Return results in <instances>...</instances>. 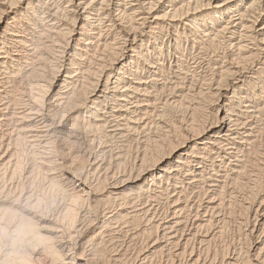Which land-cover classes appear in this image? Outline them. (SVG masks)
<instances>
[{
    "label": "bare ground",
    "instance_id": "6f19581e",
    "mask_svg": "<svg viewBox=\"0 0 264 264\" xmlns=\"http://www.w3.org/2000/svg\"><path fill=\"white\" fill-rule=\"evenodd\" d=\"M62 1L61 8H56L54 3H52L53 6H49L51 0H0V216L3 215L0 217V246L2 237L12 232L13 237L10 239L12 247L16 245V242L32 245L47 244L53 251V256H56L61 264H121L124 258L122 259L119 253L113 257V262H111L112 260L106 262L95 257L96 254L94 255L93 251L87 249L88 252H86V236L93 230L95 217L103 227L104 224L118 220L117 218L124 219L126 217L127 219L128 215L135 214L134 219L138 218L139 220L140 216L138 215H142L146 219L151 230L154 231L155 237L152 238L149 234L151 240H147L145 251L142 255L136 256L137 258L135 257L136 260L132 264H147L152 257L165 253L169 260H164L160 256L162 259L159 258L160 263L156 261L157 263L237 264L235 254L233 256L231 254L221 255L214 250L216 254L214 252L211 255L205 254L208 245L215 236L219 232L222 234V228L214 231L215 226L213 227V225L221 218V210L224 211V207L231 208L228 207L230 204L227 206L228 203L223 201L224 198L220 200L219 197H214L216 194L203 196L200 200L198 199L200 202L192 204L189 197H184V192L185 190L188 192L190 188L192 189L202 182L209 187H214L215 190L224 185L227 187L229 183L239 184L240 182L241 184L247 173L245 171L247 170L245 151L254 148L256 143V140L252 138L253 129L250 127L252 123H249L247 118V122L241 121V118L236 116L237 114L235 115L236 112L231 113L229 108L225 109V107L227 103L233 104L237 100L239 102L244 100V85L249 81L248 84H251L252 80L256 79L255 76L263 70L261 61L263 60L264 63V0ZM23 18L27 19V22L33 18L42 23L46 20V22L44 21L47 24L46 27L36 33L39 35L38 39L41 40L42 37L50 40L46 45H41L42 50L36 44H34L35 46L31 43L28 44L30 41L25 40L24 34H19L21 31L18 33L19 27L27 25L22 21ZM42 23L40 24L42 25ZM113 30L117 33L111 36L110 32ZM162 36H164L163 39L166 36L164 47L167 46V55L176 66L182 65L188 60V55L185 54L189 51L188 47L192 51L199 50V53L204 55H207L205 52L208 51L215 53V56L212 53L213 58H210V62H212L210 65H219L213 69L215 73L212 79L216 86L213 90L217 91L218 103L221 104L217 108L215 120H212L211 123L203 120L200 122L190 120L185 125L183 123L180 126V131L174 134L172 139L166 140L167 142L163 139L164 142L157 146L159 150H155L150 156L147 154L137 155L134 168L131 171L126 170L129 171L128 174L125 171H119L122 166L110 168L112 165L110 167L107 164V167L101 165L98 162L99 159H96V154L89 153L87 160L82 161V156L78 152L67 147L66 140L69 138L71 130L83 121V117H88L90 127L102 124L104 120H101L98 112L100 104L107 101L110 96H114L111 93H117L114 90H118L116 88L120 85L125 83L121 87V89L124 88L120 95L123 99L119 100L116 107L108 108L107 115L109 113L114 118L127 116L126 123L131 124L134 120L131 114L136 115L142 110H146L148 113L147 109L152 105L147 99L150 94L148 92L150 90L149 82L140 72L148 74L154 71V61H150L153 55L149 52L151 48L149 40L150 38L158 40ZM37 43L39 44V42ZM16 44L29 48L30 53H28L32 57L36 56L38 59L35 58L36 61L45 60L51 64L50 66L61 63L58 56L61 58L60 61L63 62V65L57 66V70L51 81L48 80L49 83L45 90H43L44 85L42 89H36L34 85H26L27 87L21 90L22 92L19 89V92L13 91L12 87L7 89L6 85H12L18 79L19 73L22 72L18 69L19 66L10 69L11 61H17L19 64V61L23 59V54H12V47ZM219 50L222 51L218 52ZM203 59L205 58L203 57ZM155 62L157 64V61ZM91 63H94V66H89ZM32 68H27L25 74L31 71L30 76H32L33 71L36 70L35 68L32 70ZM128 69L131 70L133 79H125L124 76ZM182 72L185 71L182 70ZM36 75L38 76V74ZM12 86L14 88V84ZM16 87L15 89H17ZM179 96L177 95V99ZM124 102L126 104L123 105ZM172 102H169V105ZM180 103L182 104V102ZM245 105L248 108V104ZM232 111L234 110L232 109ZM254 111L252 110L251 113L254 114ZM256 115H258V111ZM86 122L84 118V124ZM182 122L184 121L182 120ZM89 124L87 123L83 128L88 127ZM100 128L102 129L101 126ZM254 128L256 127L254 126ZM85 131L84 129V134ZM256 138L258 139V137ZM69 144L71 145V142ZM246 144L248 145L246 146ZM165 146L168 147L167 154H158L166 151L164 150ZM82 147L84 148V146ZM240 149H243L241 156L238 154ZM21 153H24L28 158V164L24 163L25 165L19 168ZM18 169H21L19 178L15 177ZM103 170L105 171L101 172ZM36 172L44 173L47 176L44 179L47 178L50 183L63 182L72 187L70 203L68 202V206L71 208L69 213L73 210L76 211L72 207L79 201L89 203L85 211H82V208L78 209L81 211H77V214L74 213L77 216L73 215L75 218H71L72 222L70 225L68 224V227L67 223H65L66 226L61 224V220L68 219L65 214L62 215L66 218L61 220H59L63 217L61 214H58L61 216L59 219L57 218L58 220L46 218L43 216L45 213L42 215L40 206L42 198L36 196L31 188L38 174ZM248 178H251V175ZM235 184L230 187L233 188V185L236 186ZM99 186L103 188L98 190ZM237 187L234 189L237 190ZM247 187L249 188L248 185ZM169 188L174 193L171 197L172 193H163L169 192ZM258 189L255 186L248 189L249 193L245 195L243 201L245 208L241 205L248 210V214L246 211L242 210V212L247 214V217L245 216L249 222L247 227L252 237L250 247L247 249V257L245 256L247 264H264V190L257 191ZM164 195L166 201L162 207L154 204V201ZM104 202L109 205L103 206ZM135 203L137 204L135 205ZM242 207L240 208L242 209ZM162 209H164L162 214L165 211L164 216L161 214L158 216L159 210ZM7 216L14 220L19 219V224L12 231L11 227L2 226L1 220L4 221ZM205 228L208 230L205 234H201L200 231ZM59 239H61V243L58 247L56 243ZM10 250L11 248L3 253L1 251L3 255L0 257V264H36L31 256V258L27 257V252ZM210 250L212 249H209L207 253ZM203 252L205 257H203ZM40 254L33 255V258L38 256L37 260H40L42 255ZM239 256L237 257L239 258ZM153 261L154 259L150 264H153ZM41 264H46V262L43 261Z\"/></svg>",
    "mask_w": 264,
    "mask_h": 264
},
{
    "label": "rangeland",
    "instance_id": "374dc122",
    "mask_svg": "<svg viewBox=\"0 0 264 264\" xmlns=\"http://www.w3.org/2000/svg\"><path fill=\"white\" fill-rule=\"evenodd\" d=\"M51 1H52V2H50L51 5L49 4L50 7L53 6L52 3L56 4V8H61V6L63 5V1L62 0H57V1L56 0H51ZM22 21H24V23H26L27 25L26 26L23 25V27H19L18 28V33L21 31V33H19V34H21V35L24 34L23 36L25 37V40L26 41H28V40L30 41V42L28 41L29 43L27 42L28 44H30V43L33 44V45L36 44L37 47L40 50H42L43 47L41 45H43V44L46 45L48 43L47 41H50V40L47 39V38L44 39L42 37H41V40H40V39H38L39 38V35H37L36 33L41 32V30H43V28L46 27V25H47L45 23L46 20H44L45 22L43 21V23H42V22H38L36 18H33V20L27 22V19L23 18ZM40 23H42V25ZM39 25H40V27L38 28ZM27 26H29L30 28L27 27ZM212 26H214V25H212ZM22 30H24L23 33H22ZM110 33H111L110 35L112 36L113 34L115 35V33H117V31L115 32L113 30ZM37 36H38V38H37ZM163 37L164 36H162L161 39H158V40H155V39L152 40L153 38H150V40H149V44L151 45V48L149 49V52L153 55V57L150 58V61L151 60H152L151 62L154 61L153 64L156 65V66L153 65V70L154 71L152 70L153 72L152 73H148V74H147V72H143V71L140 72L141 75L143 77H145L146 81L149 82L148 85H149V89L150 90L148 89L149 90L148 92H150V94H149V97H147V99L150 101V105L151 104L152 105H151V107H149L147 109V112L148 113H146V110L145 111L142 110V112H141L142 114L140 112H138V114L140 113L139 115L138 114H136V115H132L131 114L132 118L135 120L134 121L131 118L133 120V122L131 120V122H132L131 124H127L126 123L125 118H128L127 116L124 117V118L123 117L114 118L109 113L107 115V112L106 111L108 110V108H112V107L114 108V107H116L118 105L119 100H122L123 99V97H121L120 95L122 94L121 91L124 90V88L121 89V87L123 85H125V83L122 84V85H120L118 88H116L118 90H114L117 93H111V94H114V96H110V98L107 101H105L104 103H101L100 104V107L98 109L99 110L98 112H99V116L101 117V120H104V121H102V124L101 125L100 124H97L95 126L94 125H91V127H90V124H89V122L87 120L88 117H83L82 118L83 121H81L80 124L77 126L78 128L75 127V129L73 128V130H71V133L68 136L69 138H67V140H66L67 147L70 148V149H72L73 151L78 152V154H80L82 156V159H81L82 161H86L87 160V156H88L89 153L90 154L91 153L92 154H96V159L97 160L99 159L98 162L101 163V165L103 164L106 167H107V165L109 167L112 165V167H110V168H113V167L118 168L119 166H122V167H120L121 170H119V171L120 172H122V171L124 172L125 171L128 174L129 171H126V170H130L131 171L134 168L133 165L135 163V159H136L137 155H139V154L140 155L141 154H147V155L150 156V154H153L155 150L156 151L159 150V147H157V146L161 145V143H163L164 141L165 142L169 141L168 139H172L173 135L180 131V126L183 123H184L183 125L188 124L190 122V120L195 121V122L197 120H198L197 122H200L201 120H203V121H207V122L211 123V122H213L215 120L217 108L219 107V105H221L220 103H218L219 96L217 94V91L216 90H213V89H215L216 86H215V81H213V79H212V78H214L213 77V74L215 73V72H213V69L214 68L216 69L217 67H219V65H217V66H215L213 64L210 65V63H212V62H210L211 61L210 58H213L212 55L214 54L213 56H215V53H213V51H208V52H205L207 55H204L202 53H199V50H197V51L196 50H193L192 51L191 48L188 47L187 49L189 51H188V53L187 52L185 53L186 55L189 56V57L187 56V59L188 60H186V62H184L182 65L176 66L175 63L172 60H170L169 57H168V55H167L168 54V52H167L168 49L166 48L167 46L164 47V45L166 44V40L164 41V39H166V36H165L164 39H163ZM37 42H39L40 45ZM161 44H163V45H161ZM220 51H222V50H219L218 52H220ZM28 52L30 53L29 48L20 46L19 44H16V45H14L12 47V54L17 53V54H23L25 56L22 55V58L24 60L23 59L22 60L20 59L21 61H19V64H17V61H11V65L12 66L10 65V67H11L10 69H12V67L17 68L19 66L18 69H20L22 72L19 71L21 74L19 73L18 79L15 80L16 82L14 81L12 83V85L14 84V88H13V86L11 84H10V86H9V84H7L6 85L7 86V89H11V87H12L11 90L16 91V92H19V91L22 92L21 90H23L24 88H26L27 87L26 85H34V86H36V89H39V88L42 89V87L45 86L44 89H43V90H45L46 89V86L49 83V81H51V78L54 76L53 74H55V71L57 70V66H59V65L62 66L63 65V62L60 61L61 58H59V56H58V59H60L59 62H61V63H57L56 65H52V66L55 67V68H53L52 66H50L51 64L47 63L45 60H41V61L39 60V62L36 61V59H37L36 56L35 57L34 56L32 57ZM192 52H193V55H191ZM197 53L200 56L196 55ZM202 55H204V56H202ZM208 55H210L211 57L208 56ZM200 57L202 59L204 57L205 59L202 60ZM25 58H26V60H25ZM34 60L36 61L37 65H35L36 63H35ZM33 61H34V64H33ZM155 61H157V64H156ZM262 61H261V66L263 67V70H262V72H260L261 74L259 73L260 75L259 74L256 75L255 76L256 79L254 78V80H252V83L251 84H248L250 82L249 81L243 87V92H244V94H243V97L244 98L243 99L244 100H241V102H239L237 100L236 101L237 103L234 102L233 104L232 103H227V105L225 107V109H228L229 108L228 110L231 113H235L236 112L235 115L237 114L236 116H238L239 118H241L240 119L241 121L247 122V120H248L249 123H252V125H253V126L251 125L250 127H252V129H253L252 138H254L256 140L255 147L254 148H251V149L249 148L250 150L249 149H246V151H245V154L247 155V157L249 156L248 158H250V159H248L246 157V162H247L246 163L247 164V167L246 168H247V170H245V171L247 173L246 172L245 173L247 175L249 174L248 175L249 177L251 175V178H248V176L245 174L246 176L244 175L243 180H242L243 183L242 182H241V184H240V182H239V184L232 183V184H235L236 185V186L233 185V188H231L232 187V184L229 183V184H227L228 189H227L226 185H224L223 187L217 188V190H215L214 187H209V185H206L204 182H202L199 185L197 184L198 185V186L196 185L197 187L194 186V187H192V189L190 188L188 190V192H187V190H185V192H184L185 193L184 194V197H186V196H187L186 198L189 197V199L191 200V203L192 204L193 203H196V202L197 203L200 202V201H198V199L200 200V198H202L203 196L205 197V196L214 195V194H216L214 197L217 196V197L220 198V200H223V198H224L223 201L226 202V203H228L227 206L230 204V206H228V207H231V208H227V207L225 208L224 207L223 210L225 212L221 210V213L222 214H220L221 215L220 217L222 219L219 218V220H217L214 223V225H213V227L215 226L216 228L215 227L214 228L212 227L214 231H218L219 228H222L221 229L222 230V234H221V232H219V234H217L215 236V238H214L215 241L214 240L211 241L210 242L211 245L210 244L208 245V250L209 249H212V250H210L211 252L209 251L207 253L208 250H206L207 249L206 248L205 249L206 250V253L205 254L206 255H208V254L211 255V253H213L214 251L220 253L221 255H224V254L225 255L226 254H229L230 255L231 254L233 256L235 254L234 257L238 261L237 264H247V260H245V259H247L246 257H247V254H248V250L247 249H249L250 243L252 242V237L250 236L249 231H248L249 229L247 227V225L249 226V222L247 221V218H246L247 217L246 215L248 214L247 213L248 210L244 209L245 207H244V203H243V201L245 199V195L247 193H249L250 188L251 187H254V186L257 187V189L259 188L257 191H259V190L263 191L264 190V141H263L264 140V135H263L264 134V130H263L264 129V63ZM12 63H14V64H12ZM30 64H32V65H30ZM48 64H49V66H48ZM91 64L89 66H94V63H91ZM161 64H163V65H161ZM199 64H201V65H199ZM15 65H17V66H15ZM27 65H30V66L27 67ZM32 66H33V68L36 69L35 71H33L32 76H30V74H31L30 72L31 71L27 73L28 75L25 74L26 71H27L26 69L27 68H30V67L32 68ZM161 66H162V68H161ZM209 66H212V67H209ZM87 67H88V63H87ZM177 67H178V69H177ZM33 68H32V70H33ZM182 70L185 71V72H182ZM130 72H131L130 69H128V71H126L127 74L124 76L125 79H130V78L133 79L134 76H132L133 74H132V72L131 73ZM188 73H189V75H188ZM36 74H38V76ZM128 75H130V76L128 77ZM147 77L150 78V79H148ZM30 78H32L34 80H32ZM156 79H158V80H156ZM18 81H20V82H18ZM36 81H37V83H36ZM193 84H195V85H193ZM24 85H25V87H22ZM177 85H178V87H177ZM212 85H213V87H212ZM246 85H248V86H246ZM15 86H17L16 87L17 89H15ZM199 86H200V88H199ZM18 89H19V91H18ZM151 90H153L152 91L153 93L151 92ZM154 90H156V91H154ZM202 92H203V94H202ZM177 95L178 96L180 95L178 97V99H177ZM187 97H189V98H187ZM151 100L154 102V105H153V102ZM177 100H179V101H177ZM169 102H172V103L169 105ZM180 102H182V104ZM166 103H168V104L166 105ZM124 104H126V102H124L123 105ZM155 104H157V105L155 106ZM172 104H173V106H172ZM179 104H181L182 106L181 105L179 106ZM245 104H248V108H247V105H245ZM250 106H252L253 108L250 107ZM186 107H187V109H186ZM250 108H252V109H250ZM232 109L234 111H232ZM241 109L243 111L246 109V111H244V113H243V111ZM247 109H248V111H247ZM160 110H162V111H160ZM187 110H188V112H187ZM252 110H255L254 111L255 112L254 114L251 113ZM257 111H258V115H256V112ZM259 112H260V114H259ZM104 115H105V117H104ZM210 115H212V117H210ZM250 115H252V116H250ZM84 118H85V122L87 121L86 124L88 123L89 125H88V127L86 126V127L83 128V126L86 125V124H84ZM129 118H130V116H129ZM157 118H158V120H157ZM184 118H186V119H184ZM190 118H194V119H190ZM246 118H247V120H246ZM181 119L184 122H182ZM138 122H140V123H138ZM81 124H82V126H80ZM100 126L102 127V129L100 128ZM254 126L256 128H254ZM98 127H99V130H97ZM130 127H131L132 130L130 129ZM90 128H91L92 131L90 130ZM95 128H97V129H95ZM78 129H81V130H78ZM84 129L86 130L85 131L86 132L85 134H84ZM93 129H95V130H93ZM257 129H258V132H257ZM256 132H257V134H256ZM121 135H123V136H121ZM255 136L258 137V139ZM77 137H78V139H77ZM163 139H164V141H163ZM75 140H77V141H75ZM82 140H83V142H82ZM84 140H85V142H84ZM159 140H161V141H159ZM70 142H71V145L69 144ZM76 142H77V145H76ZM78 142H80V143H78ZM86 143L89 146L88 145L86 146ZM110 143H112V144H110ZM167 145H168V143H167ZM247 145L248 144H246V146ZM82 146H84V148ZM246 146H244V147H246ZM165 148L166 149H164V150H166V151H164L163 153L162 152L161 153H158V154H161V155L167 154L168 147L165 146ZM240 150L238 151L239 152L238 154L239 155L240 154L243 155V151H242L243 149H240ZM104 153H105V155H104ZM97 154L99 155V157H98ZM20 156H21L20 157L21 160H20V166H19V168H22L23 165H25L24 163H27L28 164V162H27L28 161V158L25 157L24 153H21ZM116 157H118V158H116ZM115 159H116V161H115ZM111 160H112L113 163L112 162H109ZM106 161H107V163H106ZM255 164L256 165L258 164V165L256 166ZM113 165H115V166H113ZM125 167H126V169H124ZM20 170L21 169H18L16 171L15 177L19 178V176H20ZM104 171L105 170H103L101 172H104ZM40 173H42V172H36L37 175L36 174L35 175L37 177H35L34 182H33L34 184L31 185V188L34 191V193H35L36 196H39L40 199L42 198L41 199V202H40V206H41V209H42L41 210L42 211V215H43V213H45L43 216H45L48 219H55V218L56 219L57 218L59 219L61 216H63L59 220H61L63 218H66V216H67L68 219L67 220L66 219L61 220V224L66 226L65 223H67V227H68L71 224L73 217L74 216L75 217L77 216L76 215L77 214V211H81V210H78V209H82L83 208L84 210L82 209V211H85L86 208L89 206V203H87V201L86 202L85 201H79L77 203L78 206L76 204H74L75 206L72 207V209H76V211L73 210V212L69 213L70 212L69 209H71V208H69L68 202H69L70 192H71V188L72 187L69 184H66V183H63V182H60V183H58V182L57 183H50L47 178L44 179V177H47V176L44 175V173L41 174L42 176L41 175L39 176ZM254 175H255V177H254ZM247 179H250V180H247ZM45 180H47V181H45ZM250 183H252V184L250 185ZM246 184L249 186V188L247 187ZM230 185H231V187H230ZM237 186L240 187L239 190H238V187ZM234 187H237V190H235ZM33 188H35L37 191L35 189H33ZM101 188H103V187L102 186H99L98 190L101 189ZM168 191L169 192H163V193L164 194H171L172 193L170 195V197H171L174 193H173V191L170 188H169ZM224 191H225V194L226 195L224 194ZM194 192H196V193H194ZM230 193L231 194L233 193V194L231 195ZM37 194H40V195H37ZM205 194H207V195H205ZM137 195H135V196H137ZM221 195H222V197H221ZM229 196L232 197V198H230ZM243 196H244V198H243ZM165 199H166V196L165 195L164 196H160V198H158L156 201H154V204L156 203V205H159V206L161 205V207H162L163 203L166 201ZM103 200H105V198ZM227 200H229V201H227ZM81 202L83 203V205H82ZM106 202H104V205L103 206H105V204H108ZM229 202H231L232 204L229 203ZM137 203L140 204V202H137ZM137 203H135V205ZM64 204H66V205H64ZM131 206H132V204H131ZM240 207H242V209ZM64 209H65L66 212L64 211ZM163 210L164 209L159 210L158 216H159V214H161V215L164 216L165 211L162 214V211ZM242 210L243 211H246L247 214L243 213ZM75 212H76V214H74ZM78 213H80V212H78ZM58 214H61V216L58 215ZM62 214H65L66 216H64ZM134 215L133 214H131L130 216L128 215L127 216V219H126V217H124V219L123 218L122 219L117 218L118 220H115V221H113V223H110V224H104L103 227L99 223V220L96 219V217H95L94 218L95 221H94L93 230H91L90 233L86 236V240H85V244H86L85 251L86 252H88V251H91L92 252L93 251L92 253H94V255L96 254L95 257H98V259L99 260L101 259L102 261L105 260L106 262L111 261L113 259V257H115L119 253V255H121L122 259L124 258L122 260V263L121 264H124V263L125 264H128L130 262H131L130 264H132L133 261H135L136 258L140 254L141 255L143 254V252L145 251L144 249L147 246L146 245L147 242L149 240H151L150 237L151 236H152V238L155 237V235L153 233L154 231L151 230L150 225L146 221V219L142 215H138V214L137 215L140 216L139 217V220H138V218H135L134 219L133 218ZM0 217H3V215L0 216ZM69 218H70V220H69ZM241 219H242V221H241ZM18 220L19 219H15L14 220L12 217L7 216V219L5 218L4 221L1 220V223H2V226L3 227L4 226L11 227L12 228L11 231H12V230L15 229L16 225L19 224V221ZM84 220L87 221V219H84ZM62 221H64V222H62ZM69 221H70V223H69ZM95 222H96V224H95ZM218 222H220V224H218ZM246 222H248V223H246ZM251 223H252V221L250 222V224ZM99 224L101 225V227L99 226ZM47 225H50V224H47ZM147 228H148V231H147ZM97 229H99V231H97ZM207 230H208L207 228L202 229L201 231L203 233L201 231H200V233L201 234H205V232ZM144 231L149 232V233H146ZM141 232L142 233H145V234H142ZM0 234H1V232H0ZM12 235H13L12 232H10L9 235H6V236L2 237V240L4 239L3 240L4 242L1 240L0 257L3 255L2 254L3 252H6V251H8L11 248L10 251H12V250H14L15 252L21 251V253L22 252H27V257L28 258H31L32 257L34 263H36V264H38V263L41 264L43 261H45L46 264H61L59 262V260H57L58 258L56 256H53L54 253H52L53 251L51 249H49V247H48L47 244H45V245L33 244L32 245V244H27V243H24L23 244V243H20V242H16L15 243L16 245L12 247V245H10V244H12V242H10V239L13 237ZM148 237H149V239H148ZM57 241L58 242L56 243V245H58V247H59L60 246V243H61V239H59ZM86 242H88V243H86ZM87 249H88V251H87ZM234 250H236V251H234ZM1 251H2V253H1ZM233 251H234V253H233ZM34 253L35 254H40V253L42 254V255L40 254L41 255L40 260L39 259L37 260V257L38 256L35 259L33 258L35 256ZM166 255H167V253H165L163 255H160V256L162 258H164V260H169L168 259L169 257H167L168 255L167 256ZM206 255H204V252H203V257H205ZM221 255H220V257H222ZM158 256L157 257L156 256L155 257H152L151 261L154 259V261H153L154 263L153 264H159L160 263V259L159 258H161V257L160 256L158 257ZM237 256H239V258ZM156 258H157V260H155ZM149 261L147 262V264H150L151 261L150 262ZM156 261L159 262V263H157ZM111 262H113V260ZM182 264H187V263L186 262H183Z\"/></svg>",
    "mask_w": 264,
    "mask_h": 264
}]
</instances>
